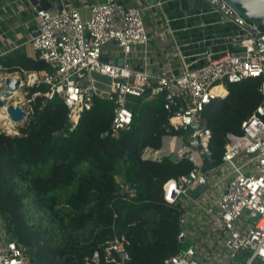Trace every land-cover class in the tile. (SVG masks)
<instances>
[{
	"label": "built area",
	"instance_id": "obj_1",
	"mask_svg": "<svg viewBox=\"0 0 264 264\" xmlns=\"http://www.w3.org/2000/svg\"><path fill=\"white\" fill-rule=\"evenodd\" d=\"M205 1L219 13L216 23L234 25L216 38L228 47L188 54L179 48L183 44H173L178 54L175 69L148 68L149 45L165 41V34L146 29L145 6L117 0L91 2L87 19L75 6L47 8L44 0H0L9 10L6 21L18 18L25 6L29 9L21 22L0 29V55L29 46L49 66L46 71L8 74L19 78L18 90L25 89L22 98L29 109L21 105L27 115L36 96L43 98L42 105L57 97L67 107L74 128L97 97L107 99L112 115L102 137L118 138L129 127L132 99L147 91L150 96L163 93L168 128L182 134L163 135L161 146H146L141 158L160 162L173 154L175 160L186 157L193 164L188 173L162 185L163 200L180 212L177 242L183 244L163 264H264V28L246 20L225 0ZM109 42L119 48L111 57L104 50ZM195 43L199 46L201 41ZM190 55L193 59L188 61ZM246 78L260 81V101L241 122L239 133H226L222 161L215 163L203 111L226 95L229 83ZM39 84H45V90L29 94L27 87ZM11 134H19L18 129ZM205 160L212 165L203 171ZM170 181L173 185L167 192ZM117 183L119 192L135 195V188L122 178ZM127 243L125 235H115L102 249L104 261L94 251L84 264H107L110 250L124 251L126 261ZM27 262L26 247L13 238L0 216V264Z\"/></svg>",
	"mask_w": 264,
	"mask_h": 264
},
{
	"label": "trees",
	"instance_id": "obj_2",
	"mask_svg": "<svg viewBox=\"0 0 264 264\" xmlns=\"http://www.w3.org/2000/svg\"><path fill=\"white\" fill-rule=\"evenodd\" d=\"M0 70L46 71L49 66L17 48L0 55ZM259 84L255 78L229 83L226 95L204 109L215 163L222 161L226 133H239L259 103ZM45 88L27 87L29 94ZM163 99V93L150 96L149 91L132 99V121L118 138L101 136L110 126L112 105L100 97L71 128L62 100L54 97L42 105L43 98L36 96L19 134L0 132V216L26 247L27 264H84L94 251L104 261L102 249L115 235L128 241L123 264H163L181 248L180 212L163 200L162 185L193 164L186 157L141 158L146 146H161L163 135L182 134L168 128ZM117 166L124 182L135 188L133 197L118 191ZM172 185H165L167 192ZM25 200L33 204L32 215Z\"/></svg>",
	"mask_w": 264,
	"mask_h": 264
},
{
	"label": "crops",
	"instance_id": "obj_3",
	"mask_svg": "<svg viewBox=\"0 0 264 264\" xmlns=\"http://www.w3.org/2000/svg\"><path fill=\"white\" fill-rule=\"evenodd\" d=\"M15 1V0H14ZM102 0H44L47 8H62L75 6L79 9L82 19L89 17V4ZM126 5H142L146 9L143 12V21L146 29L151 33L164 32L165 41L150 43V64L148 68L152 72L161 69H175L177 67L178 54L173 44L179 46L184 53H196L204 48L218 50L227 48L218 39L234 29L231 23L218 24L215 21L219 13L214 11L205 0H117ZM25 6V3H23ZM9 10L0 2V29H8L21 22L28 14L29 9L24 10L18 18L7 20ZM195 41H201L198 46ZM25 52L34 56L29 46L22 47ZM104 50L110 57L113 53H119V48L114 42L105 45ZM193 57L190 55L188 61Z\"/></svg>",
	"mask_w": 264,
	"mask_h": 264
},
{
	"label": "water",
	"instance_id": "obj_4",
	"mask_svg": "<svg viewBox=\"0 0 264 264\" xmlns=\"http://www.w3.org/2000/svg\"><path fill=\"white\" fill-rule=\"evenodd\" d=\"M231 5L242 17L248 21H252L264 28V0H225ZM118 62L122 63V57L118 58ZM19 78L15 75H6L4 78L0 77V107H5L8 118L15 123L14 127L19 129L22 126V121L27 118V113L21 104L13 103L17 98ZM172 160H175V155H170ZM124 164L126 159H123ZM211 162L205 160L202 167L203 171L211 167ZM203 187L197 189L201 191ZM108 261L116 264H123L125 262L124 251H109L107 257Z\"/></svg>",
	"mask_w": 264,
	"mask_h": 264
},
{
	"label": "rangeland",
	"instance_id": "obj_5",
	"mask_svg": "<svg viewBox=\"0 0 264 264\" xmlns=\"http://www.w3.org/2000/svg\"><path fill=\"white\" fill-rule=\"evenodd\" d=\"M18 73L20 74V72H18ZM6 74L8 75L10 73H6ZM6 74H5V72H3V71L0 70V77L1 78H4L6 76ZM24 91H25V89H23V88L21 90H17L16 93H17L18 96H17L16 99H14L13 103H15V104L25 103V107L27 109H29V107L27 106V103L22 98V94H23ZM26 121H27V118L21 122L22 125L26 124ZM14 125H15V123H13V127H11L9 129V131H8V128L7 127H4L3 125H0V131L1 132H5L7 134H11L13 131H16V129L14 128ZM113 174H114V177H115L116 181L117 180H120L122 178L121 167L120 166H117ZM25 204L27 205V208L29 209V212L32 215L34 213L33 208H32L33 204L31 202H28V200H25ZM34 215L38 216L36 213ZM181 246H183V244Z\"/></svg>",
	"mask_w": 264,
	"mask_h": 264
},
{
	"label": "bare ground",
	"instance_id": "obj_6",
	"mask_svg": "<svg viewBox=\"0 0 264 264\" xmlns=\"http://www.w3.org/2000/svg\"><path fill=\"white\" fill-rule=\"evenodd\" d=\"M0 125L8 128V131L13 127V123L8 118V114L5 111V107H0Z\"/></svg>",
	"mask_w": 264,
	"mask_h": 264
}]
</instances>
